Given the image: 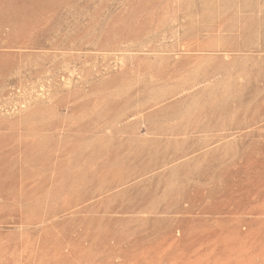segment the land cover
<instances>
[{
    "label": "rangeland",
    "instance_id": "1",
    "mask_svg": "<svg viewBox=\"0 0 264 264\" xmlns=\"http://www.w3.org/2000/svg\"><path fill=\"white\" fill-rule=\"evenodd\" d=\"M0 264H264V0H0Z\"/></svg>",
    "mask_w": 264,
    "mask_h": 264
}]
</instances>
